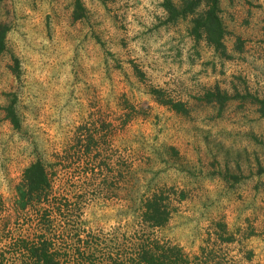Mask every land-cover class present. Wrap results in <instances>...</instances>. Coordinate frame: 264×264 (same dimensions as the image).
Masks as SVG:
<instances>
[{
  "label": "rangeland",
  "instance_id": "rangeland-1",
  "mask_svg": "<svg viewBox=\"0 0 264 264\" xmlns=\"http://www.w3.org/2000/svg\"><path fill=\"white\" fill-rule=\"evenodd\" d=\"M164 1L0 0V264L38 230L43 205L20 203L38 159L85 195L81 238L142 231L132 208L162 191L157 236L191 264H264V0H221L226 51Z\"/></svg>",
  "mask_w": 264,
  "mask_h": 264
},
{
  "label": "trees",
  "instance_id": "trees-1",
  "mask_svg": "<svg viewBox=\"0 0 264 264\" xmlns=\"http://www.w3.org/2000/svg\"><path fill=\"white\" fill-rule=\"evenodd\" d=\"M220 3L221 0H182V5L178 7L172 0H165L163 6L171 19L192 15L191 32L195 39L205 38L216 49L226 51L224 40L227 29L222 20ZM77 5L82 13L81 0H77ZM77 15L81 14L78 12ZM155 91L158 93L159 90ZM206 96L209 100L229 99L220 91L208 92ZM252 97L264 115V98ZM161 101L181 107L180 103L172 100ZM8 115L18 127L20 123L14 107L8 109ZM20 197L22 208L26 207L25 204L43 207L39 208L35 236L17 238L15 249H19L16 253L19 257L12 264H191L181 246L157 236L158 230L165 227L171 218L169 196L165 192L143 194L139 198L132 214L142 231L135 230L133 235L123 234L121 238H102L91 232L86 238H81L85 231L82 229L85 221L81 217L85 195L79 194L80 200L59 197L54 192L52 176L40 159L26 168ZM58 237L61 243H58Z\"/></svg>",
  "mask_w": 264,
  "mask_h": 264
}]
</instances>
